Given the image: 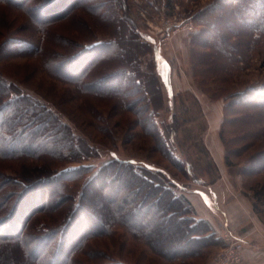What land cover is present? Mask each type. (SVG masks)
I'll use <instances>...</instances> for the list:
<instances>
[{
  "label": "rangeland",
  "instance_id": "rangeland-1",
  "mask_svg": "<svg viewBox=\"0 0 264 264\" xmlns=\"http://www.w3.org/2000/svg\"><path fill=\"white\" fill-rule=\"evenodd\" d=\"M216 19L235 22L238 31L251 36L244 38L246 41L237 39L241 45L234 46L240 53L236 57L243 61L234 66L239 70L229 84L203 83L195 76L194 41L200 43L197 40L202 30L209 31L208 22ZM263 20L264 0H242L237 5L233 0H0V78L13 85L15 94L49 109L63 124L66 135L72 133L81 148L93 151L94 157L85 160L54 162L53 170L81 165L97 169L117 158L164 172L175 190L180 191L181 184L195 183L196 178L207 175V180L212 181L216 174L204 138L210 103L224 101L214 97L215 91L224 88L230 92L240 86L264 83V40L253 41L261 34L257 28L264 25H258ZM209 35L204 33L202 38ZM62 59H67V64L61 68ZM83 71L86 74L81 76ZM102 78L103 85L98 90L88 85ZM155 111L157 117H151L150 112ZM171 129L174 145L169 146ZM225 130L228 141L233 130ZM223 146L226 150L224 143ZM262 151L264 136L240 157H232L237 166L234 168L238 170L251 154ZM24 162L38 169L24 170ZM41 163L0 159V184L7 180L6 176L18 177L23 172L34 180V189L27 192L18 210L23 220L16 222L18 228L25 229L22 232H34L49 216L55 221L63 216V211L40 213L27 226L30 205L39 204L44 193L56 190L53 184L40 181L50 175ZM262 180L264 173L246 182L254 215L264 231ZM81 186L82 182L78 184ZM12 189L15 187L8 186L1 194ZM91 189L95 190L89 194L93 204L83 206L101 212L106 196L96 184ZM14 200L15 197L9 202ZM42 202L47 205L49 201ZM10 210V206L0 210V217ZM102 213L109 214L106 210ZM80 219L88 220L81 215L73 219L65 250L74 249L81 240L82 226L77 224ZM225 235L220 234L222 248H214L206 257L188 264H222L218 255L228 245ZM74 251L66 258L67 264H172L118 227L114 235L92 239L83 250ZM241 262L242 253L240 262L232 264Z\"/></svg>",
  "mask_w": 264,
  "mask_h": 264
},
{
  "label": "trees",
  "instance_id": "trees-1",
  "mask_svg": "<svg viewBox=\"0 0 264 264\" xmlns=\"http://www.w3.org/2000/svg\"><path fill=\"white\" fill-rule=\"evenodd\" d=\"M53 1L55 0H48L50 3ZM233 1L236 5L242 2ZM263 23L264 20L258 25ZM207 26L209 31L202 30L198 37L197 41L200 43L194 41L195 76L203 83H232L239 70L234 66L243 61L242 58L237 59L236 54L240 53L234 46L241 45L237 39L243 40L251 36L243 34L242 30L238 31L237 24L230 20L225 23L216 19L215 22H208ZM259 28L261 34L256 35L258 38L255 37L253 41L264 40V25L257 30ZM204 33L211 35L203 39ZM201 49L208 52L204 53ZM66 64L67 59L59 61L61 68ZM86 71H83L81 76L85 75ZM82 80L81 77L80 81ZM97 81L88 85L98 90L103 85L104 78ZM138 83L141 84L140 81ZM104 90L106 88H103ZM14 92L13 85L0 78V159L40 161L43 163L41 168L50 172L48 178H41L40 181L53 184L56 190L47 192L46 195L44 193V197L39 198V204L30 205V216L25 219L27 226L31 219L40 213L54 214L63 211V216L59 221L49 216L34 232H22L25 229L18 228L16 222L20 218V221L23 220L18 210L27 192L34 187V180L26 178L24 172L18 174V177L6 176L7 180L0 184V210L3 212L6 206H10L11 212L0 217V264H67L66 258L74 254V250H83L92 239L114 235L117 227L124 229L134 240L142 241L157 257L172 264H188L201 256L206 257L214 248L223 247L224 242L212 225L197 217L190 200L175 190L174 183L162 171L117 158L97 169L94 165H81L59 172L53 170L54 162L85 160L94 157L93 151L81 148L79 140L72 133L68 132L66 135L63 124L49 109ZM145 93L147 94L146 91ZM214 97L225 101L220 136L227 148V164L237 167L232 163V157H240L264 136V83L240 86L230 92L218 88ZM156 113L157 111L150 112V116L157 117ZM230 128L233 132L227 141L225 129ZM170 131L167 137L169 146L174 145L172 129ZM172 163L178 166L175 162ZM24 164V170L38 169L37 166L26 165V162ZM114 171L120 174H112ZM237 171H240L247 181L263 174L264 151L251 154ZM81 182L80 188L78 184ZM94 184L106 196V206L103 210L109 212L107 215L102 213L103 210L100 212L83 206L84 203L88 206L93 204L90 196L95 192L91 189ZM115 184L116 188L113 189ZM8 186H14L15 189L9 193L5 190L1 194ZM262 188L264 189V182ZM13 197L15 200L9 202ZM43 200L49 201L47 205ZM99 206L101 205L99 204L97 209ZM81 212L82 214H78ZM79 215L88 219L82 222L81 218L77 221V224L82 226L81 240L74 249L71 247L70 250H65L67 234L72 228L73 219ZM23 224L26 225L25 222Z\"/></svg>",
  "mask_w": 264,
  "mask_h": 264
},
{
  "label": "crops",
  "instance_id": "crops-1",
  "mask_svg": "<svg viewBox=\"0 0 264 264\" xmlns=\"http://www.w3.org/2000/svg\"><path fill=\"white\" fill-rule=\"evenodd\" d=\"M205 131L206 151L215 164L213 180L200 177L195 183L181 184L179 194L186 196L195 208L199 219L207 220L222 235L231 232L245 237L241 264H264L263 224L254 214L251 193L243 175L226 162V150L220 139L225 102L210 103ZM255 228V229H254Z\"/></svg>",
  "mask_w": 264,
  "mask_h": 264
},
{
  "label": "built area",
  "instance_id": "built-area-1",
  "mask_svg": "<svg viewBox=\"0 0 264 264\" xmlns=\"http://www.w3.org/2000/svg\"><path fill=\"white\" fill-rule=\"evenodd\" d=\"M224 238L226 239L228 245L221 250L218 255V259L222 262V264L240 262L246 238L243 236H236L231 232H227Z\"/></svg>",
  "mask_w": 264,
  "mask_h": 264
}]
</instances>
